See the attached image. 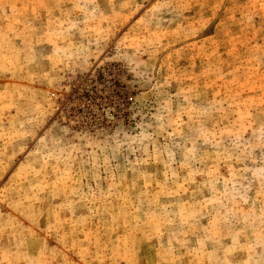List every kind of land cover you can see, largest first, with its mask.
Masks as SVG:
<instances>
[{"label": "rangeland", "instance_id": "374dc122", "mask_svg": "<svg viewBox=\"0 0 264 264\" xmlns=\"http://www.w3.org/2000/svg\"><path fill=\"white\" fill-rule=\"evenodd\" d=\"M0 264H264V0H0Z\"/></svg>", "mask_w": 264, "mask_h": 264}]
</instances>
